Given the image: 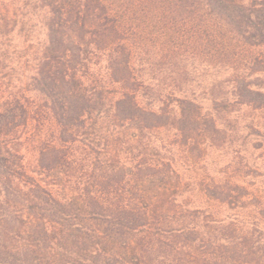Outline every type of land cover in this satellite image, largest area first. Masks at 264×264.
Returning <instances> with one entry per match:
<instances>
[{
	"label": "trees",
	"instance_id": "obj_1",
	"mask_svg": "<svg viewBox=\"0 0 264 264\" xmlns=\"http://www.w3.org/2000/svg\"><path fill=\"white\" fill-rule=\"evenodd\" d=\"M0 264H264V0H0Z\"/></svg>",
	"mask_w": 264,
	"mask_h": 264
}]
</instances>
